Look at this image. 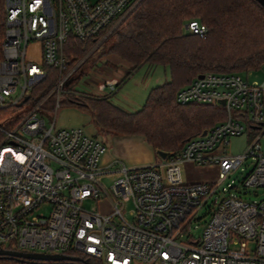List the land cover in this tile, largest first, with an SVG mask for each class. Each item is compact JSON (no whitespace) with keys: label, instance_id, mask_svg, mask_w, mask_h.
I'll return each instance as SVG.
<instances>
[{"label":"built area","instance_id":"1","mask_svg":"<svg viewBox=\"0 0 264 264\" xmlns=\"http://www.w3.org/2000/svg\"><path fill=\"white\" fill-rule=\"evenodd\" d=\"M141 0H6V32L0 62V249L45 254L70 251L105 264H264V83L239 73L206 72L179 89V104L220 105L226 118L207 133L189 138L166 159L130 168L114 161L102 168L107 149L83 127L49 125L40 113L53 94L60 96L81 61L67 74L64 47L70 37L100 40ZM201 37L208 28L199 20L185 25ZM41 45V62L29 58L32 43ZM83 63V62H82ZM46 66L60 78L36 105L35 86ZM118 81H107L115 91ZM28 99L25 101V98ZM221 101L225 103L222 104ZM30 106L27 113L17 110ZM60 100H57V108ZM253 131L246 153L227 152L230 138ZM252 170L238 185L223 183L249 159ZM193 164L218 167L212 181L184 178ZM118 173L111 192L98 176ZM106 200V215L87 210L86 200ZM132 201L133 221L125 220L124 202ZM48 208L47 212H39Z\"/></svg>","mask_w":264,"mask_h":264},{"label":"trees","instance_id":"2","mask_svg":"<svg viewBox=\"0 0 264 264\" xmlns=\"http://www.w3.org/2000/svg\"><path fill=\"white\" fill-rule=\"evenodd\" d=\"M5 3L6 0H0V62L6 32ZM194 19L207 26L205 36L185 29ZM110 39L112 43L99 58L113 54L131 65L116 89L145 65L169 67L170 80L152 88L143 107L134 112L113 102L116 90L103 96L83 97L67 88L60 106L75 105L88 110L100 133L140 135L155 150L174 153L189 138L226 118V111L220 105L179 104L176 96L180 88L206 72L240 73L264 65V7L256 0H141L94 53ZM99 40L100 37L83 42L70 37L64 47L69 66L63 74L72 70ZM45 69L46 78L30 95L31 106L40 102L60 78L57 68L46 66ZM67 255L84 261H22L0 256V264H105L101 259L74 251Z\"/></svg>","mask_w":264,"mask_h":264},{"label":"rangeland","instance_id":"3","mask_svg":"<svg viewBox=\"0 0 264 264\" xmlns=\"http://www.w3.org/2000/svg\"><path fill=\"white\" fill-rule=\"evenodd\" d=\"M113 40H107L104 44L94 53L95 46L86 54L90 56L88 62L76 73L69 82H66L64 92H61L60 96L53 94L49 97L40 109V113L43 114L47 123L51 125L55 121V125L58 128L61 127H83L91 136H95L102 140L106 146V153L101 157L100 165L102 168H108L112 171L116 169V165H113L114 161H120L130 168L141 167L150 165L148 163H154L162 160L158 151L154 148H150L151 152L146 151L142 143L149 146L147 140L140 135H126V134H103L100 133L97 126L92 120L91 113L88 110L82 109L75 105L62 104L57 108V100L65 99V92L67 88H71L77 95L81 96H103L111 94L109 86L105 90H100V85L117 79L121 81L128 73L131 65L123 61L116 55L110 54L103 58H99V55L104 49H107ZM41 45L39 42L32 43L29 47V58L37 63L41 62ZM94 53V54H93ZM85 55V56H86ZM84 56V57H85ZM83 57V58H84ZM84 60V61H85ZM82 61V60H81ZM83 61V62H84ZM109 62V64H106ZM82 64V62H81ZM245 79H249L251 82L264 83V65L257 70L244 71L239 73ZM79 77V79H77ZM170 69L165 66H149L145 65L140 70L135 72L119 89H115V94L112 95V100L125 110L134 112L143 107L145 104L150 90L156 86H159L166 81L170 80ZM30 106L21 107L17 111L21 113H27ZM254 137L253 131L245 132L243 135L230 138V142L227 145V152L231 155H241L246 153L250 140ZM132 140V141H128ZM150 147V146H149ZM154 153V159L152 162L151 155ZM255 163L254 158H249L242 167L235 171L230 178H228L223 185L233 183L238 185L239 182L252 170ZM118 173H107L99 175L98 181L108 189L114 202H118L119 199L111 192V186L114 181L118 179ZM219 177V169L215 166L210 167H197L193 164H186L184 167V178L187 182L191 181H212ZM251 193L245 194V198L249 200L261 199L264 197V189L259 191V195H255L253 189ZM124 208L123 214L125 220L128 222L133 221L134 206L132 201H123ZM83 206L92 211L98 209L103 214H110L113 211L112 206L106 200H86ZM48 208H42L39 212H47Z\"/></svg>","mask_w":264,"mask_h":264},{"label":"water","instance_id":"4","mask_svg":"<svg viewBox=\"0 0 264 264\" xmlns=\"http://www.w3.org/2000/svg\"><path fill=\"white\" fill-rule=\"evenodd\" d=\"M264 7V0H256ZM87 55L82 59L81 62L85 60ZM80 62V63H81ZM79 63V64H80ZM202 77L203 75H199ZM28 99V97L25 98V101ZM222 104H224V101H221ZM207 133V129L203 131V134L205 135ZM159 156L164 160L169 156V152L158 150ZM0 256H10V257H16L22 261L24 260H41V261H62V260H68V261H84L83 258L78 256H71L67 254H45V253H33V252H23L18 250H11V249H0Z\"/></svg>","mask_w":264,"mask_h":264},{"label":"crops","instance_id":"5","mask_svg":"<svg viewBox=\"0 0 264 264\" xmlns=\"http://www.w3.org/2000/svg\"><path fill=\"white\" fill-rule=\"evenodd\" d=\"M116 80H117V79H116ZM128 141H132V140H128ZM148 144H149V143H148ZM138 145H143V147L146 149V151L151 152V149H150V148H151L152 146H151L150 144H149L150 147H149V146H146V145H144V144H142L141 142L138 143ZM152 148H153V147H152ZM154 156H155V155H154V153H153V155H151V158H150L151 160H149L150 162L153 161ZM154 163H155V162H154ZM148 164H153V163H148Z\"/></svg>","mask_w":264,"mask_h":264}]
</instances>
